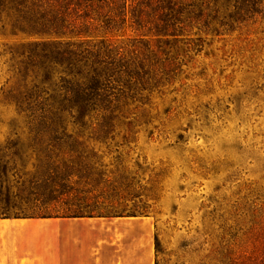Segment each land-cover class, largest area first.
<instances>
[{"label": "trees", "instance_id": "16d2710c", "mask_svg": "<svg viewBox=\"0 0 264 264\" xmlns=\"http://www.w3.org/2000/svg\"><path fill=\"white\" fill-rule=\"evenodd\" d=\"M260 9L264 0H0L11 40L0 104L14 113L0 141V220L146 214L155 198L118 149L203 36ZM260 220L243 264H264V205Z\"/></svg>", "mask_w": 264, "mask_h": 264}, {"label": "rangeland", "instance_id": "374dc122", "mask_svg": "<svg viewBox=\"0 0 264 264\" xmlns=\"http://www.w3.org/2000/svg\"><path fill=\"white\" fill-rule=\"evenodd\" d=\"M257 11L229 32L203 36L182 73L152 95L149 122L135 128L130 149H118L133 172L140 164L135 180L155 198L146 214L0 220V264H243L264 205V9ZM10 43L0 36V91ZM13 117L0 104V141Z\"/></svg>", "mask_w": 264, "mask_h": 264}, {"label": "crops", "instance_id": "0c3cea01", "mask_svg": "<svg viewBox=\"0 0 264 264\" xmlns=\"http://www.w3.org/2000/svg\"><path fill=\"white\" fill-rule=\"evenodd\" d=\"M5 220H10V219H5ZM13 220H22V219H13ZM26 220V219H25Z\"/></svg>", "mask_w": 264, "mask_h": 264}]
</instances>
